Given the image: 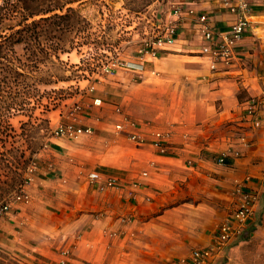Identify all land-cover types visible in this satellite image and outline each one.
Here are the masks:
<instances>
[{
	"label": "crops",
	"instance_id": "crops-1",
	"mask_svg": "<svg viewBox=\"0 0 264 264\" xmlns=\"http://www.w3.org/2000/svg\"><path fill=\"white\" fill-rule=\"evenodd\" d=\"M181 1L198 14H206L217 32L227 31L235 20V15L223 7L222 0ZM254 2L252 28L237 49L246 59L244 67L211 68L209 61L199 53L205 41L195 22L196 16L187 18L178 30L177 42L161 49L157 58L161 56L162 61L170 56L201 58L203 64H193V77L199 78L202 88L206 85L215 98L218 95L232 98L240 89L248 95L257 93L264 76L261 53L264 50V0ZM254 60H261L263 66L256 63L254 66ZM153 61L152 71L155 72L158 65ZM226 81L233 86L218 87ZM226 112L232 111L227 109ZM207 116L208 110L203 109L197 119ZM81 118L85 125L94 127L95 134L52 140L51 154L39 162L29 186L31 200L16 204L9 216L0 218V247L23 252L33 250L39 264L58 259L65 249L70 250L68 264H144V260L152 264H172L175 259L188 256L193 248L212 243L219 224L234 202L233 189L238 182L244 181L258 189L261 197L264 193V129L252 128L243 122L260 136L255 138L251 132L239 130L248 135L252 145L239 157H227L223 165L216 161L217 156L237 145L236 133L226 135L221 147L209 146L206 151L195 149L188 142V130L170 123L173 114L167 112L161 115V125L139 121L138 129L151 135L155 130L167 131L168 150L162 152L151 141L145 143L146 147H139V153L134 155L133 166L138 164L139 167L117 173L102 166L97 156L101 149L103 151V145L118 147L122 136L128 135L116 130L122 115L108 110L102 113L94 106ZM94 169L104 175L118 176L120 186L102 188L100 183L90 182L88 173ZM202 182L207 183L204 190L214 194L212 202L189 198L191 194L202 193ZM261 202L262 199L258 210ZM49 225L56 226L59 234L70 236L71 242L61 246L55 239L43 240L41 230ZM240 237L213 264L221 258H231Z\"/></svg>",
	"mask_w": 264,
	"mask_h": 264
},
{
	"label": "rangeland",
	"instance_id": "rangeland-1",
	"mask_svg": "<svg viewBox=\"0 0 264 264\" xmlns=\"http://www.w3.org/2000/svg\"><path fill=\"white\" fill-rule=\"evenodd\" d=\"M72 5L80 11L81 17L71 20V30L56 31L50 40L61 47L60 50L69 51L61 52L60 58L56 52L44 53L45 58L29 77H0V151H3L0 205L25 181L33 161L38 168L39 162L49 157L52 140L58 137L53 132L55 127L75 118L79 121L81 115L94 106L102 113L107 110L117 113L115 108L120 105L138 121L158 125L162 122L161 115L173 114L170 123L188 130L190 147L205 151L209 146L221 147L226 135L239 130L251 132L255 138L260 136L243 124L242 109L248 97L243 89L232 98L219 95L215 98L206 85L202 88L199 78L193 77L194 65L203 64L201 58L170 56L163 60L165 65L162 66L161 56L149 55L142 74L124 65L140 60L146 42L155 37L160 19L171 7V0H76ZM8 23L14 27L18 22ZM47 39L43 37L44 41ZM14 47L24 60L25 45L17 43ZM261 53L264 60L263 49ZM153 60L158 65L155 72L152 71ZM254 61V66V63L263 66L261 60ZM228 82L218 87L233 86ZM97 96L103 99L100 106L93 104ZM13 98L15 103L9 107L7 103ZM203 109L208 110V116L197 119ZM227 109L232 112H226ZM119 144L118 147L102 144L103 151L101 149L97 156L102 166L117 173L138 165L133 166L134 155L139 153V147H146L128 135H123ZM205 184L202 182V193L191 194L189 198L212 202L215 196L204 190ZM35 228L39 232L38 227ZM41 231L43 240L55 239L57 245H66L72 239L59 234L53 225ZM236 243L238 246L232 250L231 258H222V264H264V193L254 221ZM25 252L1 246L0 264H39L35 251Z\"/></svg>",
	"mask_w": 264,
	"mask_h": 264
},
{
	"label": "built area",
	"instance_id": "built-area-1",
	"mask_svg": "<svg viewBox=\"0 0 264 264\" xmlns=\"http://www.w3.org/2000/svg\"><path fill=\"white\" fill-rule=\"evenodd\" d=\"M222 4L227 11L235 15V20L227 31L217 32L211 26L206 14H198L193 7H185L181 0H171V7L161 18L155 37L146 42L140 60L128 61L124 65L128 69L142 74L145 62L148 61V56L158 57L161 49H166L167 46L175 44L178 40L179 28L185 23L187 18L191 19L196 16L195 22L198 24L202 39L205 41L201 44L199 53L209 61L211 68L215 70L219 68L231 70L237 67H244L246 59L237 49L244 35L252 28L255 2L254 0H222ZM102 103L103 99L101 97L97 96L93 100L94 105L100 106ZM263 106L264 76L262 77L260 90L254 94L249 93L243 104V122L252 128L264 129ZM115 110L122 115L121 121L116 124L118 132L127 133L131 139L140 145L151 141L162 152L168 150L167 137L169 133L167 131L155 130L152 135L140 131L138 129L140 122L137 119L125 112L120 105H117ZM75 120L58 124L53 131L55 136L77 138L81 135H92L94 133L95 130L92 125L80 123L82 119L79 121ZM236 134L237 145L219 153L216 159L219 164H226V159L229 156H241L244 150L252 145L253 141L244 131L238 132V135ZM28 170V177L20 184L14 195L0 205V217L10 215L16 204L31 200L29 186L35 178L36 161L30 164ZM88 179L90 182L100 183L102 188H116L121 184V179L118 176L104 175L97 169L88 173ZM233 197L234 202L230 207L229 213L219 224L212 243L204 247L193 248L188 256L175 259L172 264H213L225 254L226 249L232 245L235 239L244 235L256 217L260 200L262 199L261 193L258 189L252 188L242 181L235 185ZM69 253L70 250L65 249L58 259L47 264H68Z\"/></svg>",
	"mask_w": 264,
	"mask_h": 264
},
{
	"label": "trees",
	"instance_id": "trees-1",
	"mask_svg": "<svg viewBox=\"0 0 264 264\" xmlns=\"http://www.w3.org/2000/svg\"><path fill=\"white\" fill-rule=\"evenodd\" d=\"M76 0H0V77H29L43 60L44 53L69 51L52 40L56 31L65 33L73 28L71 20L81 17L72 3ZM32 4H35L34 7ZM18 14L16 12H19ZM26 12V13H24ZM18 22L13 27L8 21ZM9 28L14 30L8 33ZM47 37V41L43 40ZM48 42V43H46ZM23 43L26 58L16 54L15 44ZM43 52L42 56L40 53ZM29 73V74H28ZM14 98L7 104L12 107ZM3 151H0L2 156ZM221 258L217 264H222Z\"/></svg>",
	"mask_w": 264,
	"mask_h": 264
}]
</instances>
